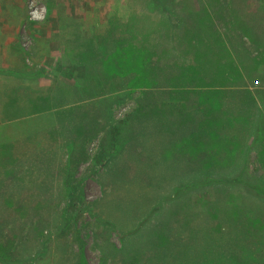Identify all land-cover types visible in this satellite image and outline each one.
Listing matches in <instances>:
<instances>
[{"label": "rangeland", "instance_id": "obj_1", "mask_svg": "<svg viewBox=\"0 0 264 264\" xmlns=\"http://www.w3.org/2000/svg\"><path fill=\"white\" fill-rule=\"evenodd\" d=\"M41 10L45 19H32ZM1 23L9 28L0 29V258L143 264V241L120 240L139 222L166 232L216 202L252 200L243 185L206 183L175 156L204 119L192 104L216 112L212 125H239L236 161L247 155L246 167L228 171L264 183V136L252 144L264 126V0H0ZM134 23L144 44L146 28L161 25L155 85L90 87L91 97L77 99L90 83L78 64L89 79L95 72L84 48ZM132 39L120 37L129 42L123 55L143 71L150 55ZM64 92L75 99L36 113L29 104ZM177 181L194 184L177 195Z\"/></svg>", "mask_w": 264, "mask_h": 264}, {"label": "trees", "instance_id": "obj_2", "mask_svg": "<svg viewBox=\"0 0 264 264\" xmlns=\"http://www.w3.org/2000/svg\"><path fill=\"white\" fill-rule=\"evenodd\" d=\"M117 29L118 33L116 32L115 35L113 32V35L107 38L105 45L101 44L102 39L99 38L96 46L90 44L84 48V60L95 68V72L91 74L89 79L86 65L78 64L81 71L80 80L90 83L88 85L84 84L83 95L77 99L91 97L93 94L90 92V87L99 91L103 89L112 91L116 87H120L121 82H128L129 87H151L155 85L157 66L154 65V56L156 49L159 51L156 41L162 35L161 25L146 28V38L150 39L148 44H144L138 38L143 35V29H145L142 25L138 27V24L134 23L132 27L125 26L124 31ZM110 30L113 31V29ZM126 34L133 38L132 41L139 40L141 43L139 44L140 48H143L147 55H150V61L143 71L133 70L129 57L126 56L127 60H125L123 46L129 42H120L119 39ZM138 51L139 49H136L137 53ZM118 53L123 56H114ZM87 55L89 57L88 61L85 57ZM197 78L199 82L205 81L207 87L213 85L212 78L208 79L202 75L201 78ZM100 93L102 92H97L95 95ZM208 93L212 94L210 90ZM74 94L64 92L45 98L36 96L35 99L29 101V104L36 113V110H42L44 107L48 109L57 103L70 102L75 99ZM209 99L210 102H213V97L209 96ZM214 99L216 103L221 105V98ZM204 104L206 105L207 102L205 101ZM201 106L202 104H192L190 106L191 113L195 115L202 114L204 119L203 121L199 120L198 129L194 128L195 131L189 132L195 134L190 137L191 139L188 136L184 138L175 156L185 162L184 168L196 167L197 175L206 183L217 181V183H239L243 185L248 198L252 197V200L234 204L233 202L229 204L216 202L202 212L194 214L190 212L193 216L192 221L178 220L176 225L169 226L166 232L165 226H162L163 228L159 232L158 225L152 228L145 226L142 222L141 227L139 222V225L132 230L121 234L120 240L124 244L130 241L137 243L143 241L141 245L144 248L142 253L145 254L142 256L145 261L143 264H264V183L262 181L248 182L243 179L241 173L236 175L230 173L233 171V168L230 167L237 166V169L239 167L244 169L247 162V155H243L239 162L236 161L238 150L241 152L242 147L236 134L241 132L239 125L235 127L230 120L228 121L229 125L221 126L218 123L212 125V122L209 123L208 120L210 115L216 112L206 111L205 109L198 111L197 109H200ZM231 130H234V136L224 135V133H229ZM256 133L258 135L252 141L254 145L260 142L264 136L263 124H257ZM174 144L175 142H172V146ZM177 184L174 192L176 191V194L179 195L189 190L194 183L192 185H182L184 184L182 181H177ZM68 192L72 198L77 192V187L71 181L69 182ZM66 220L67 223L72 221L70 217H67ZM179 221L181 222L179 223ZM153 232L156 233L154 236H152ZM169 232H174L177 235ZM127 235H131V239ZM148 252L150 253L148 254ZM131 261L130 264L138 263L137 257H132ZM0 264L23 263L21 260L0 258Z\"/></svg>", "mask_w": 264, "mask_h": 264}, {"label": "clouds", "instance_id": "obj_3", "mask_svg": "<svg viewBox=\"0 0 264 264\" xmlns=\"http://www.w3.org/2000/svg\"><path fill=\"white\" fill-rule=\"evenodd\" d=\"M45 12H46V10L33 12L32 13V19L42 22L45 19V15H44Z\"/></svg>", "mask_w": 264, "mask_h": 264}, {"label": "crops", "instance_id": "obj_4", "mask_svg": "<svg viewBox=\"0 0 264 264\" xmlns=\"http://www.w3.org/2000/svg\"><path fill=\"white\" fill-rule=\"evenodd\" d=\"M7 23L6 24H3V23H1V25H0V29L1 30H5V29H8L9 27H7Z\"/></svg>", "mask_w": 264, "mask_h": 264}]
</instances>
